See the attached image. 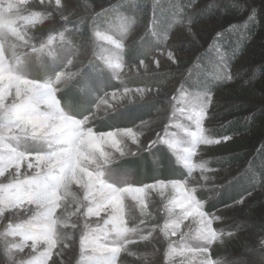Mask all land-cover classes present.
I'll return each mask as SVG.
<instances>
[{
	"label": "rangeland",
	"instance_id": "374dc122",
	"mask_svg": "<svg viewBox=\"0 0 264 264\" xmlns=\"http://www.w3.org/2000/svg\"><path fill=\"white\" fill-rule=\"evenodd\" d=\"M225 1L243 6L244 8L241 7L238 12L242 13L243 19L248 17L255 9L264 11V0ZM112 2L114 0H72L71 11L68 12L67 18L61 19L60 15L55 14L54 9L48 7V0H45L43 6L40 0H0V57H2L0 59V69H2L0 77L3 78L0 80V88H3L10 81H14L13 78L17 75V70H20L29 79L41 82L51 81V87L54 88L56 95L59 97L91 59L109 70L113 80L118 83L139 75L167 71L185 72L193 65L197 55L206 50L214 31L219 25L218 20L193 24L187 19L165 37L163 50L155 52L152 57L143 61V64L140 61L127 66L124 64L121 52L141 31L133 26L129 18L121 14L111 19L103 31L99 28H91L89 30V43L85 47L81 45L73 46L72 42H69L65 37L66 33L71 32L72 25L78 26L83 23V20L90 17L95 19L97 15H93V12L101 13L99 12L100 8H108ZM42 7L43 12H38L37 10ZM48 12H52L53 15L48 17ZM49 36L51 37L50 42L47 41ZM253 60L254 57L245 54L235 63V66L223 70L225 85L215 93L211 109L207 113L205 120V127L210 130L212 136L214 129L227 120V118L220 120L217 115L228 110L230 98L235 97L236 90L240 88L239 78L243 80L246 78L243 74L253 67ZM44 67L46 72L39 77ZM229 71L232 83H226ZM57 72L61 74L59 79H57ZM180 82V80L172 81L167 86L154 89L145 87L135 89L120 88L116 91L107 92L101 98L107 99L108 106L100 105L99 101H97L90 110L73 104H67L62 108L65 112L73 115L81 117L90 115L88 126L93 127L92 123L94 121L111 114L121 107L145 104L153 100L162 101L163 107L158 109L151 118L144 120L149 121L150 124L143 127L146 134L142 137L140 145H132L129 141L122 144L126 146L128 152L130 148L136 152V155L133 156L129 152L128 155L119 157V153L115 152L112 147L103 145L105 152L113 153L114 156L118 157V160H112L111 164L105 165V167H115L130 172L135 183H148L150 180H140L143 176L139 175V168L143 167L145 170H152L153 158L150 157V160L147 161L145 157L149 156L156 146H159L153 145L152 149L148 150V141L155 139V133L157 132L163 135L162 129L166 123H189L179 111L181 107H186V105H182L181 98L187 97L196 91L183 90ZM10 92L11 95L7 96L3 101L4 106L0 108V115L5 114L9 105L14 102L19 103V100L16 99V88L12 87ZM112 93L116 94L115 98H113ZM261 103L264 105V100ZM40 107L43 108L44 105H40ZM173 107L177 110L175 118L171 115ZM8 115H11V113H8ZM140 124L141 122L135 126L139 127ZM169 131L176 132L177 129L170 127ZM3 132L4 136L0 139V156L12 155L13 150H24L23 135L14 128L11 132L7 129H4ZM232 137L227 143H219L204 150L205 157H211V164L214 159L238 150L240 138ZM251 139L255 140V136H251ZM97 156L99 158V153H97ZM197 160H199V157H197ZM176 166L181 167L179 165ZM211 168L215 169L211 175L216 177V181L215 183L209 181L205 189L198 193V198L199 196H205L209 192L212 193L209 189L224 183L226 179L235 177L238 172H241L243 167L237 165L222 169L214 168L211 165ZM184 171L186 172V170ZM16 172L17 169L13 165L9 169L8 175L15 178ZM21 172V179L24 175L31 174L26 167L21 169ZM197 175L199 174L197 173ZM200 183L204 182L200 181ZM177 195L171 190H167L164 193L150 192L147 195L148 207L145 209V212H150V214L146 217H141L140 206L131 198H127V217L134 218L133 222L138 224L145 232L153 231V226L158 227L163 223L164 212L162 203H167V200ZM211 196L213 197V193ZM212 197L207 198L209 202L213 199ZM217 214L223 217V220L217 222L214 226L225 230V238L223 240L217 239V249L214 252L219 251L225 243L228 245L229 251H237L242 242H255L264 238V235L256 233L250 227L254 222L264 221V186L259 192L249 196L243 205L233 209L219 210ZM145 220L146 222H144ZM4 223H7V221H0V225ZM185 223L192 224L193 228L196 226L191 219L185 221ZM187 230V228L184 229V231ZM229 231L235 232L236 235L228 238L227 232ZM16 239H19V237ZM171 239L177 240L178 236L171 237ZM162 240L163 236L160 231H154L152 244L147 245V247L152 248L155 245L156 248L162 251ZM29 243L31 242L29 241ZM44 247L45 245L43 244L38 245L40 250H43ZM145 247V244H140L134 245L133 249L142 250ZM125 259L129 260L130 264H134L131 257H125ZM173 259L175 264H180L183 257L176 256Z\"/></svg>",
	"mask_w": 264,
	"mask_h": 264
},
{
	"label": "snow or ice",
	"instance_id": "6c2138e0",
	"mask_svg": "<svg viewBox=\"0 0 264 264\" xmlns=\"http://www.w3.org/2000/svg\"><path fill=\"white\" fill-rule=\"evenodd\" d=\"M40 3L43 6L45 0H40ZM71 5L72 0H48V7L54 9L55 14L60 15L61 19L67 18L68 12L71 11ZM37 11L43 12V7ZM99 12H105V9L101 7ZM52 15V12L47 13L48 17ZM93 15H99V13L94 11ZM232 31L233 25H229L226 29L216 32L205 50L206 63L219 73L228 68V61L235 58L240 48L239 41H235L231 49L226 47L225 35ZM241 39H243V36H241ZM47 41H51L50 36L47 38ZM141 64H143V61H141ZM56 75L57 79H59L61 74L57 72ZM228 77H231L230 71ZM44 83L51 85V81L42 82V84ZM12 87L16 88V99L19 100L17 93L18 85L15 81H10L3 88H0V105H3L4 99L11 95L10 89ZM84 89H90V85L86 83ZM205 91L206 89L197 88V91L193 94L198 95L200 102H202ZM22 93L23 89L20 90V94ZM115 95V93H112L113 98H115ZM54 99L59 100V97L56 95L54 88L49 86L45 91L39 92L30 103L35 106H47L51 105ZM190 99V96L181 98L182 105H186V107H181L180 110L187 108ZM98 101L100 105L108 106L107 99L98 98ZM19 105L20 101L19 103L14 102L8 106V109L14 106L18 107ZM58 108H62V105L59 104ZM176 111L175 107L171 109L173 118L176 116ZM180 114L182 115L181 112ZM198 118L204 121L207 117L204 112H200L198 113ZM89 119L90 115L77 116V120L80 123L73 125V127L78 135L75 142H69L65 145L67 151L63 155H50L42 160H38L35 155L37 150L29 149L32 154L25 159L19 160L17 165H15L17 169L15 178L8 175L9 169L12 166L6 168L3 175H0V181H3L0 183L4 184L12 180L24 181L26 179H35L36 181H41L50 172H55L57 176H63L65 182L69 185V191L78 197V203L81 205L76 216L73 218L77 225L73 229L74 244L70 249L61 251L64 247L63 244L59 246L52 244L50 226L35 232L27 231L24 227H17L20 221L26 219L28 215L36 214L43 217L47 212V205L51 202V195L38 190L23 200L17 201L12 206L0 205V209L3 210V214H0V221H7V223L0 225V228H2L0 230V264H62L63 261H78L79 264H120V260L128 256L127 251L121 249L115 253H111L101 249L104 244H110V240L107 237L112 231H122L125 228L133 226L132 224L125 223L128 218L126 214L127 198L135 201L140 206L141 217H146L150 214V212H145V209L148 207L147 195L153 191L164 193L167 190H171L178 195L167 200V203H162L164 212L162 217L163 223L158 227L153 226L152 230L161 231L163 229L168 233L167 243L171 244L174 249L172 264H175L173 258L176 256L183 257L180 264H183V261L190 257L192 258L191 264H264V238L255 242H242L237 251H229L228 245L225 243L219 251L214 252L217 249V239L223 240L225 238V230L214 226L217 222L223 220V217L218 215L217 212L243 205L246 199L253 194L252 191L246 192L239 199L232 200L231 204H224L222 209L209 212L206 210L205 204L200 203L198 198V193L204 190L206 185L204 183H200V185L187 184L185 182L187 171L182 173V178L180 179H154L152 183H135L132 180L130 172L115 167L105 168V165L111 164L114 155L113 153L105 152L103 145H108L115 152L120 151L125 156L129 152L125 145L118 143L113 145L108 137L95 135L94 132L87 131ZM59 124L60 121L57 122L56 126H59ZM149 124V121L141 120L139 127H124L123 131L113 133L112 140L123 136L130 143L136 141L139 138L138 131ZM177 124L180 123H166L162 129L163 135L157 132L155 133V139L148 141V150H151L153 145H159L166 148L169 153H172L175 149V144L173 143L174 134L178 132ZM0 125H2L0 126V139L4 136V129L11 132L14 128L21 135H23L24 131L36 133L42 131L38 121H26L23 127H21L16 122L15 116L0 120ZM170 127H175L177 131L170 132ZM213 139L218 140L219 143H227L230 140V135L215 136ZM47 151L52 152L54 149L50 147ZM97 153H99V158ZM10 156L0 157L7 159ZM62 163L64 167H61ZM25 167L31 174L24 175L21 179V169ZM206 168L215 171V169L211 168L210 162L206 165ZM205 170V168H200L198 174L204 175ZM102 171L114 173L119 178L112 180L110 184H106L100 175ZM241 175L250 177V183L253 180L256 181L254 187L264 185V175L256 172L252 168L251 162H249L241 172L237 173L234 179H226L224 183L209 189L213 193L212 198L214 200L219 199L224 193L225 188L232 185L235 179H238ZM172 181H179L180 183H172ZM194 188L195 191H193ZM60 194L64 195L63 192ZM72 207L75 209L76 204H73ZM178 214L180 217L179 221L177 220ZM48 219L50 220L51 217H48ZM189 219L196 225L194 228L192 224L185 223ZM177 223L178 226H174ZM166 224L168 225L167 227ZM185 228L188 229L187 231L198 234L205 242L199 254L190 252L183 242H181V235L185 232ZM136 231L141 235H146L150 232H145L140 226L136 228ZM235 235V232H227L228 238H232ZM175 236H178L177 240L171 239V237ZM17 237L19 239H16ZM91 238L95 239V244L90 242ZM126 240L128 242L124 247L129 250H132L134 245L145 243L135 235L128 236L126 234ZM209 241L210 243H208ZM40 244L45 245L43 250L38 248ZM111 246L116 247V245ZM45 252L47 255L42 256L41 253Z\"/></svg>",
	"mask_w": 264,
	"mask_h": 264
},
{
	"label": "trees",
	"instance_id": "16d2710c",
	"mask_svg": "<svg viewBox=\"0 0 264 264\" xmlns=\"http://www.w3.org/2000/svg\"><path fill=\"white\" fill-rule=\"evenodd\" d=\"M241 7L244 8L225 0H114L105 12L99 13L95 19L90 17L78 26L72 25L71 32L66 33L65 37L73 46L85 47L89 43L91 28H99L103 31L111 19L121 14L129 18L133 26L141 31L121 52L124 64L129 66L145 61L155 52L163 50L165 37L187 19L193 24L218 20L219 25L213 36L216 32L233 25V31L225 35L226 47L231 49L234 42L239 41L240 48L235 58L228 61V68L235 66L245 54L254 57V64L243 74L246 77L244 80L239 78L240 88L236 90V96L230 98L228 110L217 115L218 119L227 118V120L213 131L214 137L227 134L240 138L239 148L237 147L238 150L235 152L214 159L211 165L222 169L241 165L244 169L247 163L251 162L252 168L264 175V105L261 103L264 100V11L255 9L250 13L251 16L248 15L243 19L242 13H238ZM206 59L205 51H202L185 72L167 71L139 75L130 77L122 83L113 80L109 70L91 59L67 89L59 95L60 104L62 107L73 104L90 110L95 106L98 98L107 92L120 88L154 89L178 80L181 81L183 90L197 91L199 88L216 93L225 85L224 75L210 67ZM44 69L45 67L39 77L46 72ZM86 83L90 85V89H84ZM161 107L163 102L160 100L140 105H127L94 121L92 126L97 132L133 127L141 120L151 118ZM251 136H255V140L251 139ZM170 155L164 147L156 146L150 155L145 157L147 161L150 157L153 158L152 170L140 167L139 175L143 176L140 180H150L148 183H151L154 179L182 178L181 175L185 171L170 162ZM249 179L250 177H245L244 180H237L226 187L219 199H212L205 205L206 210L209 212L218 210L224 204H231L232 200L239 199L248 191H252L253 194L259 192L264 186L254 187L256 181L250 183ZM211 195L212 193L209 192L199 198L212 197ZM250 227L256 233L264 235V221L254 222Z\"/></svg>",
	"mask_w": 264,
	"mask_h": 264
},
{
	"label": "clouds",
	"instance_id": "9594fccd",
	"mask_svg": "<svg viewBox=\"0 0 264 264\" xmlns=\"http://www.w3.org/2000/svg\"><path fill=\"white\" fill-rule=\"evenodd\" d=\"M0 59H2V57H0ZM0 71H2V69H0ZM2 79L3 78L0 77V80ZM13 80L18 85L17 93L20 105L8 109L6 114L0 115V120L15 116L16 122L21 127H23L26 121H38L42 131L40 133L23 132L24 150H13L12 155L7 159L0 157V175H3L6 168L17 165L19 160L25 159L27 156L31 155L32 153L29 149L37 150L35 155L38 160H42L50 155H63L67 151L65 145L69 142H75L76 136L78 135L73 125L80 123V121L77 120V115L65 112L63 108H58L60 104L59 100L54 99L51 105L44 106L43 108L30 103L39 92L45 91L47 87L51 85L47 83L42 84L39 80L29 79L20 72V70H17V75ZM232 82V77H228L226 83ZM21 89H23L22 94H20ZM214 95L215 93L213 91L206 89L203 94L204 99L200 102L198 95L189 94L188 96H190L191 99L187 104V108L179 110L189 123L177 124L178 132L174 134L173 140L175 149L170 155V162L181 166L187 171L185 182L189 185H200V181H204V184L207 186L209 181L213 183L216 181V177L211 175L213 170L206 168L211 157H205L204 150L219 144V141L213 139L210 130L205 127V120L202 121L198 118V113L200 112H204L207 117V113L210 111L213 103ZM0 108H3V105H0ZM8 113H11V115H8ZM58 121H60V124L56 126ZM49 129H51V131H49ZM123 130V128H115L111 131L97 132L93 127L87 128V131L94 132L95 135L108 137L113 145L117 143L125 144L128 141L127 138L123 136L118 137L116 140H112L113 133H118ZM145 134L144 129L139 130L138 140L131 142V144L139 146ZM232 138L233 137L230 135V140ZM50 147L53 148L54 151H47ZM129 152L133 156L136 155V152L130 148ZM117 153H119V157L125 156L120 151H117ZM197 157H199V160H197ZM113 160H118V157L113 156ZM61 167H64L63 163ZM105 168L107 169L108 167ZM200 168L206 169L204 175H197ZM100 175L106 184H110L112 180L119 178L114 173H108L106 171H102ZM244 179L245 177L240 176L238 179H235V181ZM172 183L180 182L172 181ZM38 190L42 193L51 195V202L47 205V212L43 217L30 214L26 219L21 220L17 227H24L27 231L35 232L50 226L52 244L56 246L63 244L64 247L61 251L70 249L75 242L73 229L77 227L73 218L76 216L81 205L78 203V197L73 192L69 191V185L65 182L63 176H57L55 172H50L41 181L26 179L24 181L12 180L7 184L0 183V205L12 206L17 201L23 200L25 197L30 196ZM193 191H195V188ZM61 192H63L64 195H61ZM199 202L206 205L209 203V200L207 198H199ZM73 204H76L75 209L72 207ZM0 214H3L2 209H0ZM48 217H51V219L49 220ZM133 219L134 218L128 217L127 221H125V223L132 224V227L125 228L122 231H112L107 237L110 240V244H104L101 250L115 253L123 249L128 252L127 257H131L134 264H172L174 249L171 244L167 243L168 233L163 229L160 231L163 236V240L161 241L163 244L162 251L156 248L155 245H153L152 248H148L147 245L152 244L154 231H150L146 235H141L136 231L139 225L134 223ZM177 220H180L179 214ZM141 223H143V221H141ZM167 226L166 224V227ZM174 226H178V223L174 224ZM126 234L128 236H137V238L145 242L144 244L146 247L142 250H129L125 248L124 245L128 242L126 240ZM90 242L95 244V239L91 238ZM181 242H183L184 246L194 254H199L202 250V245L205 243L198 234L191 231H185L181 235ZM111 245H116V247H112ZM41 255L46 256L47 253H41ZM191 259L190 257L183 261V264H191ZM62 264H79V262L63 261ZM120 264H130V261L123 257L120 260Z\"/></svg>",
	"mask_w": 264,
	"mask_h": 264
}]
</instances>
